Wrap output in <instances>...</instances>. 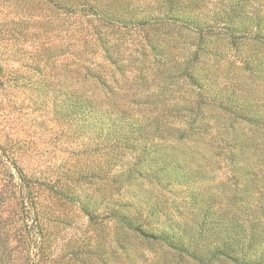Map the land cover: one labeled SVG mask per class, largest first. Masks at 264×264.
I'll use <instances>...</instances> for the list:
<instances>
[{
    "label": "trees",
    "instance_id": "obj_1",
    "mask_svg": "<svg viewBox=\"0 0 264 264\" xmlns=\"http://www.w3.org/2000/svg\"><path fill=\"white\" fill-rule=\"evenodd\" d=\"M56 3L65 17L82 18L81 46L89 45L90 52L81 51L66 67V100L79 127L90 126L98 142L104 137L111 182L122 176L125 182L146 179L188 189L217 163L214 159L209 167L204 158L219 156L228 163V175L219 183L223 207H203L202 193L190 192L191 225L153 227L142 209L114 208L109 197L107 220L122 228L114 241L159 243L166 249L165 264L183 257L195 264H264V104L253 91L237 93L232 86L210 93L211 77L217 76L203 68L207 61L214 71L225 66L230 81L238 79V71L264 76V0ZM132 30L139 40L129 38ZM180 39L184 53L177 61L168 50ZM128 41L131 48L124 45ZM173 85L182 92L175 95ZM243 160L248 170L241 169ZM117 161L121 169L108 175Z\"/></svg>",
    "mask_w": 264,
    "mask_h": 264
},
{
    "label": "rangeland",
    "instance_id": "obj_2",
    "mask_svg": "<svg viewBox=\"0 0 264 264\" xmlns=\"http://www.w3.org/2000/svg\"><path fill=\"white\" fill-rule=\"evenodd\" d=\"M57 1L0 0V264H165L166 249L159 243L114 241L122 228L107 220V199L123 211L128 206L142 209L153 227L191 225L192 191L202 193L199 205L223 207L219 183L228 175V163L219 156L204 158L209 167L214 159L217 163L195 177L188 189L146 179L125 182L122 176L111 182L104 137L98 142L90 126L79 127L66 100V67L90 47L81 46L82 18L65 17ZM129 38L139 40V34L132 30ZM127 44L131 48V41ZM182 47L180 39L168 50L178 55L177 61L183 57ZM132 61L127 62L129 70ZM208 62L206 74L217 76L211 77L210 93H225L232 86L237 93L253 91L264 104L263 75L238 71V79L230 81L225 66L214 71ZM115 76L119 78L117 71ZM128 76L132 81L134 75ZM173 88L175 95L182 92ZM251 130L244 127L247 135ZM243 161L241 169L248 170ZM120 166L115 162L108 175ZM176 262L195 264L186 257Z\"/></svg>",
    "mask_w": 264,
    "mask_h": 264
}]
</instances>
